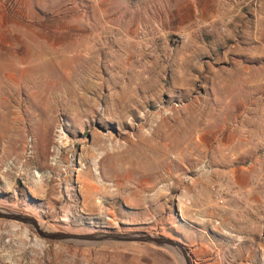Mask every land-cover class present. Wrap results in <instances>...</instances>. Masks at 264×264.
I'll list each match as a JSON object with an SVG mask.
<instances>
[{
    "label": "rangeland",
    "instance_id": "obj_1",
    "mask_svg": "<svg viewBox=\"0 0 264 264\" xmlns=\"http://www.w3.org/2000/svg\"><path fill=\"white\" fill-rule=\"evenodd\" d=\"M0 205L53 230L160 234L192 264H264V0H0ZM111 258L181 264L0 218V264Z\"/></svg>",
    "mask_w": 264,
    "mask_h": 264
},
{
    "label": "water",
    "instance_id": "obj_2",
    "mask_svg": "<svg viewBox=\"0 0 264 264\" xmlns=\"http://www.w3.org/2000/svg\"><path fill=\"white\" fill-rule=\"evenodd\" d=\"M0 218L24 224L35 231L43 239L80 246H96L104 243H146L165 249L174 254L181 264H192V257L184 244L178 240L146 231H94L69 232L53 230L41 225L38 219L30 214L5 208L0 205Z\"/></svg>",
    "mask_w": 264,
    "mask_h": 264
},
{
    "label": "bare ground",
    "instance_id": "obj_3",
    "mask_svg": "<svg viewBox=\"0 0 264 264\" xmlns=\"http://www.w3.org/2000/svg\"><path fill=\"white\" fill-rule=\"evenodd\" d=\"M75 75H76V73H75ZM72 84H73L72 85V94H73V96H74V98L76 100L74 102H77V103H80V104H84V105L87 106V108L85 110H81L80 112L76 111L74 116H78V115L83 114V113L84 114H88V112H89L88 108H90V110L92 111V107L94 105V100L92 98H90V97H86L83 92L78 91V85L81 86V88H84V86L87 87V85L89 84V81H86L83 77L73 76L72 77ZM50 94L52 95V92ZM114 105H115L113 107L114 109L112 111H110V112L112 113V115L114 117H117L119 119H123L126 116L125 114L127 112L126 111V109L128 107L127 102L125 101V99L124 100L117 99L116 102L114 103ZM93 139H94V142H96V143L99 142L98 145H100V146H103L102 144L105 143L106 140L112 141L109 137H107V135H103V134L94 135ZM41 163H45L44 159H43V161Z\"/></svg>",
    "mask_w": 264,
    "mask_h": 264
},
{
    "label": "crops",
    "instance_id": "obj_4",
    "mask_svg": "<svg viewBox=\"0 0 264 264\" xmlns=\"http://www.w3.org/2000/svg\"><path fill=\"white\" fill-rule=\"evenodd\" d=\"M112 260H114V259H112V258L109 259V260L107 259V260H106V261H107L106 264H113V263L111 262ZM117 261H118V260H117ZM122 262H123V264H132V263L134 264V262H131V261L128 260V259H123ZM143 264H149V263H143ZM154 264H160V263H158V262H154Z\"/></svg>",
    "mask_w": 264,
    "mask_h": 264
}]
</instances>
